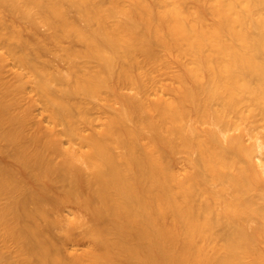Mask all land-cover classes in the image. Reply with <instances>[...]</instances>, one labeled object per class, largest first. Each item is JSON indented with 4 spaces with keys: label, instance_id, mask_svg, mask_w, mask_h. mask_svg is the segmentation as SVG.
<instances>
[{
    "label": "bare ground",
    "instance_id": "obj_1",
    "mask_svg": "<svg viewBox=\"0 0 264 264\" xmlns=\"http://www.w3.org/2000/svg\"><path fill=\"white\" fill-rule=\"evenodd\" d=\"M0 6L46 25L69 63L52 75L17 54L14 42L29 43L16 30L1 31L0 14L7 56L31 70L16 74L18 90L32 82L54 126H64L27 135L30 111H11L9 86L0 93V143L10 145L7 156L29 175L18 178L14 165L0 161V264H264V0H0ZM61 38L77 39L84 50L63 48ZM138 55L163 64L170 80L157 82ZM7 56L0 52V63ZM82 56L96 67L81 65ZM114 80L121 106L98 131L83 133L73 109L89 125L94 120L69 101L101 99ZM62 134L79 147L64 146ZM48 150L67 158L56 163ZM166 151L189 155L180 170L164 161ZM68 200L101 226L88 229L86 251L65 257L53 229L85 224L53 215Z\"/></svg>",
    "mask_w": 264,
    "mask_h": 264
},
{
    "label": "rangeland",
    "instance_id": "obj_2",
    "mask_svg": "<svg viewBox=\"0 0 264 264\" xmlns=\"http://www.w3.org/2000/svg\"><path fill=\"white\" fill-rule=\"evenodd\" d=\"M96 3H104L106 0H94ZM193 2L189 1L187 6H192ZM0 14L3 19V25L1 31L10 32L16 30L19 33V36L29 43V46L23 45V43L14 42L15 51L17 54L27 56L30 61L33 62L38 68L46 69L50 74L56 75L67 71L69 68V63L67 60L63 59L64 51L59 48L58 44L55 43L53 38L50 35V30L46 25L34 24L29 19L22 16H18L8 9L6 6H0ZM69 17L71 19H76L77 14L74 10H68ZM60 46L63 48H72L75 52L82 53L84 50V44L78 41L77 39H66L61 38ZM7 46L8 42L5 40H0V52L5 53L7 56ZM156 51L162 53V48L157 46ZM138 61L142 65V68L151 75L159 83H165L170 80L171 73L167 69H163V64L151 65L145 62L144 56L138 55ZM80 64H86L91 68L96 67V61L88 57L82 56L79 58ZM24 72L26 74L30 73L31 70L22 65L15 57L7 56V59L0 63V93L5 90L6 86H9L11 89L10 98L13 101L11 111L22 115L25 110L30 111V118L27 122V125L24 128V132L29 135L33 131L43 128L45 126H54L52 120L50 119L46 109L45 102L42 97H40L39 92L36 90L32 82H28L24 90H18V79L16 74L18 72ZM117 77V76H116ZM148 79V78H147ZM55 86L60 87L59 83H54ZM149 94H153V87H149ZM131 92L127 87H123L122 92ZM155 91V88H154ZM119 86L116 80L113 81V90H103L101 99L96 98H85V97H76L74 100H68L70 104L78 101V104L81 107L86 108L88 116L94 120V125H89L84 117L82 116V111L74 108L73 116L80 123V128L83 133H88L92 131H98L102 123H104L107 118L116 113L118 108L121 106V98L119 97ZM118 94V95H117ZM204 127V126H201ZM57 132H62L64 126H54ZM64 146H69L70 143H74L79 147V141H70V138L64 134L61 135ZM11 151L10 145L3 141L0 143V161L5 162L6 164L14 165L13 168L16 170L17 177L24 178L26 176V171L14 164L12 159H10L7 154ZM6 154H5V153ZM48 157H50L54 162L60 163L63 162L66 157L65 151L62 153H55L51 150L47 151ZM163 159L165 162H168L172 169L180 170L184 162H186L188 154L176 153L171 154L170 152H162ZM193 157H197V154H193ZM11 165V166H12ZM15 166L16 169H15ZM18 168V169H17ZM21 168V169H20ZM30 178V177H29ZM29 180V179H28ZM33 179L30 178L32 182ZM33 183V182H32ZM31 184V183H30ZM34 185V183H33ZM35 186V185H34ZM62 187L61 183L53 185L50 189L52 194H56L60 191ZM78 188L86 194V182L81 177L78 181ZM59 208V209H58ZM58 210L53 212L55 217H60L65 220V218L70 219H80L85 224L82 226L71 227L67 231V222L60 223L53 229V236L58 240L59 243L63 245V255L70 256L73 253H81L86 251L91 243V239L86 235L90 227H99L101 222L94 217L90 212L84 211L81 209L79 204L74 200H68L58 206ZM225 227L220 223L217 226V232L223 233Z\"/></svg>",
    "mask_w": 264,
    "mask_h": 264
}]
</instances>
